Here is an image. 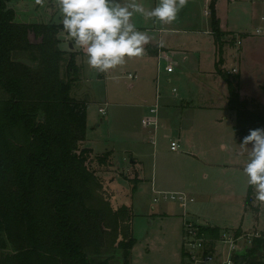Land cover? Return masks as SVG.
<instances>
[{
  "label": "rangeland",
  "instance_id": "374dc122",
  "mask_svg": "<svg viewBox=\"0 0 264 264\" xmlns=\"http://www.w3.org/2000/svg\"><path fill=\"white\" fill-rule=\"evenodd\" d=\"M137 3L147 12L154 8L158 0H137ZM213 4L220 26L227 32L226 40L229 43L231 57L229 56V60L228 57L226 58V61L228 60L226 69L233 75L240 76V69L235 67L237 72H233V66L239 63L246 66V75L239 87L240 93L250 101L251 108L255 109L259 106L262 109L264 107V40H262L264 36L256 34V29H264V0H188L187 6L180 11L178 19L172 24L157 22L158 27L155 28V19L145 22L143 19L145 16L139 13L134 14L132 21L140 31L148 33L150 40L160 41L161 35L158 29H163L161 32L170 39L172 49L191 50L190 45H195L194 38L209 41L206 31L211 30ZM9 6L15 10L18 22H62V14L55 0H46L44 7L37 5L35 0H11ZM247 34H251L255 39L260 37L257 41L261 43L258 45L259 50L251 51V47L248 49L249 55L247 54L244 61L242 57L240 58L243 54L241 47L244 48L245 44L247 46L249 40H244V46L242 44L239 48L235 45V40L236 37L243 38ZM65 43L64 47L67 46ZM177 43L180 45H176ZM207 43H205L207 47H204V43H200L207 51V54H204L203 64L213 68L215 54L210 53L209 42ZM167 54L170 56V63L172 62L176 68L179 64L187 65V62H191L196 56L193 51L182 54L169 50ZM129 61L130 59L126 58L125 64L110 70L102 78L95 76L97 70L86 65L87 80L83 78L81 86L78 83L79 89L75 84L71 95L79 101L87 102L88 125L84 145L93 148V156L96 158L107 151L113 153V166L104 175L113 174L114 177L112 175L103 177L108 197L116 207L127 204L133 209V235L137 242L131 252V264H183L184 262L182 255L184 221L180 216L183 215L184 208L180 206L178 200L162 199L152 190L154 171L155 175L157 174L158 189L181 191L186 194L195 193L198 196L196 201L189 202L185 210L186 215L195 222L206 225L218 224L223 230H237L240 233L247 231L242 227L263 228L264 208L260 207L259 202H255L258 206H255L254 213L245 207L250 186L247 184L248 178L243 169L248 162V152L237 143L233 127L235 114L229 111L225 103L228 84L222 75L218 79L224 83V90L219 85L215 87V91L225 95L223 97L220 94L219 98L214 95V108L208 107L211 106V98L203 97L202 87L198 93L197 87L190 86L193 99L200 108L183 112L181 109L172 110L174 112L172 118L158 128L155 134L157 145L154 146L146 141L140 142L136 137V134L140 133L138 116L144 106L141 101H137L134 102L133 107L131 102L136 98L138 82L143 76L139 75L138 79L129 78L128 72L135 73L136 68L139 67V65H130ZM155 64L158 70L157 59ZM181 73L183 72L178 69L170 75L164 70L160 72L163 98L180 101L187 89L186 85L191 82V79ZM187 73L189 74L188 71ZM168 78L171 79V83L166 82ZM174 87L178 92L172 91ZM101 106L106 107L104 116L99 112ZM182 114H184L183 118ZM189 124L194 125L193 129L187 126ZM181 127L188 131L184 132L183 128L180 131ZM128 130L133 131V135H127ZM192 131L194 132L189 134ZM178 137H181V148L179 145L178 150H172L171 142L177 141ZM186 142L208 147L217 165L209 166L191 160L188 157L190 148H186ZM221 143H227L229 150H220ZM248 147L251 148V145ZM134 157L137 158V163H134ZM92 165L97 164L93 162ZM115 172H119V175H115ZM122 172L128 177L122 176L124 175ZM138 176L141 179H137ZM157 197H160L159 201L155 200ZM250 199L249 202H254L253 194ZM165 210L172 214H164ZM240 225L241 228H235Z\"/></svg>",
  "mask_w": 264,
  "mask_h": 264
},
{
  "label": "trees",
  "instance_id": "16d2710c",
  "mask_svg": "<svg viewBox=\"0 0 264 264\" xmlns=\"http://www.w3.org/2000/svg\"><path fill=\"white\" fill-rule=\"evenodd\" d=\"M10 1L0 0V264H131L133 209L108 197L103 179L112 152L96 158L84 145L87 103L71 95L79 53L60 48L62 24L18 22ZM212 6L222 54L227 32ZM220 64L242 142L264 128V107L251 108L239 75ZM252 194L250 186L247 202ZM222 231L200 225L207 237ZM263 250L257 239L240 260L261 264Z\"/></svg>",
  "mask_w": 264,
  "mask_h": 264
},
{
  "label": "clouds",
  "instance_id": "9594fccd",
  "mask_svg": "<svg viewBox=\"0 0 264 264\" xmlns=\"http://www.w3.org/2000/svg\"><path fill=\"white\" fill-rule=\"evenodd\" d=\"M35 3L44 7L46 0ZM55 3L62 14L64 31L74 46L83 51L89 68L107 73L125 64L126 58L145 53L149 36L133 23L134 14L172 24L188 0H158L147 12L137 0H55ZM262 31L256 29L257 34ZM240 145L248 152L243 169L247 184L252 188L254 202L264 208V128L250 130ZM219 148L228 151L229 145L221 143Z\"/></svg>",
  "mask_w": 264,
  "mask_h": 264
},
{
  "label": "crops",
  "instance_id": "0c3cea01",
  "mask_svg": "<svg viewBox=\"0 0 264 264\" xmlns=\"http://www.w3.org/2000/svg\"><path fill=\"white\" fill-rule=\"evenodd\" d=\"M156 5L157 4H154V7ZM143 19L145 20V22L149 21V18H147L146 16L143 17ZM157 22L158 21H156V20L154 22L155 28L158 27ZM55 24H62V22H58V23H55ZM155 28H153V29H155ZM221 29L224 32H226L225 29H223V28H221ZM146 30H148V29H146ZM162 30L163 29H160V30L158 29V31L160 32V35H161L159 37L160 41H153V39L150 40V38H149V43L147 45H145V53L142 56H140V57L130 58V61H129L130 65H134V66L135 65H139V67L136 68L135 73L128 72V76L130 74L133 75V77L129 76L130 79H138L139 75L143 76V79L138 82V90H137L136 98H133V102H131V105L133 107L135 106L134 102H137V101H141L143 103V106H144V108L141 109L140 114L138 116V120H140V128L138 127V130H139L140 133H137L136 137H137L138 141H140V142H145L146 141L147 143L153 144L154 146L157 145L156 135L155 134H156L158 128L164 125V122L166 123V121L168 122L172 118V116L174 114V112H172V110L181 109L182 112H183L184 110L190 111V110H192V109H194L196 107L200 108L196 104L195 100L193 99L192 90H190V86L197 87V89H198L197 92L198 93H199V90L203 89V91H202L204 93V94L202 93L203 97L208 96V97L211 98V104H210L211 106H208V107L214 108V106H213L214 105V99H215L214 95H216L219 98L220 94H221V93H218V91H215V87H218L219 85H221L223 90H224V83L222 82L221 79H218L219 76H220V74L217 72V64H218V62L221 60L220 67L223 68L224 70L230 72L229 70L226 69L227 68V62H228L229 58L231 57V55H230L231 52L229 50L230 47L228 46L229 43L226 40L227 37L224 38L225 39V44H224V47H223L222 54H220L218 44L216 43L215 37H214L213 32H212V26H211V30H207L206 31V33L208 34L207 38L209 39V41H205V39L202 40V38H197V37L194 38L193 42L195 43V45L194 46L190 45V48H191V50L194 53H196V56L193 57V60L191 62H187L188 63L187 65H180L179 64L177 66V68L175 67L174 64H172V62L170 63V56L168 57V59H164V60L162 59L160 61L159 60L160 59L159 58L160 55L161 54H165V55L168 56L167 53H168L169 50H172V51H175V52L178 51L179 53H182V54H186V53L188 54L189 52H192V51L189 50V49H185V48H178L177 49V48L174 47L175 49H172L173 47L170 45V39L168 38V36L166 37V36H164L162 34V32H161ZM146 34H148V33L146 32ZM62 35L67 36V39L66 40H61L60 48L63 49V50H66V51H76V52L79 53L77 55L76 62H77V65L80 68V72H79V78H78L76 84L78 86V83H80L79 86H81V80L83 81V78L84 79L86 78V80H87V77H88L87 74H86V65H87L86 56L84 55L83 51L81 49H79L78 47L74 46L73 49H71L70 46L68 47L69 43L73 42V41H71L70 37H68L67 33L64 30L62 31ZM242 35L244 36L246 34H242ZM258 38H260V37H257L256 39H255V37L253 38L251 34L250 35L247 34L246 37H243V46H244V42H245L244 40H249L248 43H247V46H249V47H247L246 44H245L244 48L241 47V50H243L242 51L243 54H242V56H240V58L242 57V59L244 61L247 58V56L249 55V53H247V52H248V49L250 47H251V51L253 49H255V51L260 49L258 47V45L261 43V41H257V40H259ZM262 40H264V39H262ZM64 42H66L65 44H67V46H65V47L63 46ZM207 42H209L210 53H214L215 54V59H214L215 65H214L213 68H211V67L209 68V67H207L206 65L203 64V61H204V58H205L204 54H207V51L204 48H202L200 43H204V47H207L205 45V43H207ZM73 44H74V42H73ZM176 45H180V44L177 43ZM207 45H208V43H207ZM226 58L228 59L227 61H226ZM156 59H157V62H158V64H157L158 65V70H157L156 64H155V60ZM164 61H165L166 64L163 65ZM183 61H185V60H183ZM168 65H173V67H174V71L171 72L170 74H174L177 71V69H178V71H182L183 72L181 74H185L184 75L185 77L191 79V82H189V84L186 85V82H185V85H186L187 89H185V91H184L185 93H183V96H181L179 102H177V100L169 101L168 99L163 98V94H162L163 91L161 89V88H163V86L161 85L162 79L161 80L159 79V75H160V72L163 71V70H164V72L166 74H169V72L166 69V67ZM235 67H238L240 69V71H241L240 76H239L240 77V87H241V85H242V83L244 81V76L246 75V73H245L246 66L245 65H241V63H239V65H234L233 66V68H235ZM187 71L189 72V74L187 73ZM95 76H97L98 78H102V77L106 76V73L96 72ZM219 80H221V81H219ZM166 82L171 83V79L168 78V80H166ZM79 86H78V89H79ZM201 87H202V89H201ZM158 92L161 95V97H160L161 108H160V111H159V125H158L159 127L156 129V131H154L153 129L146 128L142 124V119H143L144 115H146V113H147V111L149 109L148 107L152 103L155 102ZM176 92H178V91H176ZM176 92H174V93H176ZM80 93H81V90H80ZM222 95L224 97L225 94L223 93V94H221V96ZM228 96H229V91L227 90L226 102H225L227 107H228ZM241 96H242V98H246V96H244L242 94H241ZM224 101L225 100L223 99V103H224ZM114 103H119V102H114ZM106 104H107V101H106ZM100 108H102V106ZM100 108H99V112H100ZM104 108L106 109V107H104ZM229 111H231V113L235 114V122H236V113H235V111H233L231 109H229ZM102 116H104V115L102 114ZM181 117L183 118L184 114H182ZM87 119H88V107H87ZM234 125H235V123H233V127H234ZM187 126H189L191 128L194 125L193 124H189ZM182 128L183 127L179 128L180 131H182ZM192 129H193V127H192ZM183 131L187 132L188 129L183 128ZM193 132L194 131L190 132L189 134H192ZM133 133L134 132L131 131V130L126 131L127 135H129V134L133 135ZM236 138H237V143L240 145L241 141L239 140L238 135H236ZM178 140H179L178 143L180 144V148H181V145H182L181 144V137H178L177 141ZM89 148H92V147H89ZM186 148H190V151H189L190 154L188 155V157L191 160H194L196 163H199V164L202 163V164L209 165V166L217 165V163L214 162L208 147H202V145H200V144H198V146H197L195 143L190 144V142H186ZM112 156H113V153H112ZM136 159L137 158L134 157V163L138 162V160H136ZM118 173H116L115 175H119ZM123 174L124 175H122V176H124L125 178L128 177L127 175H125V173H123ZM111 175H112V177H114L113 174H111ZM111 175H105V178L107 176L111 177ZM129 178L132 179V177H129ZM137 179H141V178H139V176H138ZM152 182H153L152 190L155 191L157 194L159 192H178V191H166V190H163L162 188L158 189V187H157V183H158L157 182V174L155 175V171L153 173ZM160 185H161V183H160ZM179 192H181V191H179ZM183 193H185V192H183ZM186 195L188 196L187 206L185 207V206L181 205V203H180V206L184 208L183 215L182 214L180 215V216H182V220L183 221H184L185 214H187V213H185V210H187L189 202H192L194 200L196 201V198L198 197L195 193H190V194H186ZM253 196H254V194H253ZM247 200L245 201V203H246L245 207L249 211L252 210L251 212L254 213L253 211L255 209V206H258V205H256L258 202L256 204H255V202L249 203V202H247ZM125 205H127V204H125ZM164 214L168 215V214H172V213H170V212L165 210ZM188 218H189V215H188ZM199 224H201V223H199ZM201 225H206V224H201ZM209 225L210 226H217L221 230L223 229L218 224H209ZM241 227L242 226L240 225V226H236L235 228H241ZM242 229H244V231H245V230H249L251 228L247 229V228H243L242 227ZM251 230H254V229L252 228ZM256 230L264 231V227L260 228V229H256Z\"/></svg>",
  "mask_w": 264,
  "mask_h": 264
},
{
  "label": "built area",
  "instance_id": "2783aa9c",
  "mask_svg": "<svg viewBox=\"0 0 264 264\" xmlns=\"http://www.w3.org/2000/svg\"><path fill=\"white\" fill-rule=\"evenodd\" d=\"M259 35L264 36V31ZM235 41L237 48L243 44L242 37H236ZM168 57L161 54L159 60L168 59ZM166 69L169 74L174 71L173 65H168ZM232 71L237 72V69L233 68ZM129 76L133 77L132 74ZM173 91L176 92L177 89L174 88ZM160 97L161 95L158 92L155 102L148 107L149 109L142 119V124L154 131L159 127ZM100 112L105 115L106 109L102 107ZM179 145L176 140H173L171 149L178 150ZM158 194L162 199L178 200L181 205L187 206L188 196L183 192H159ZM159 199L160 197L155 200L159 201ZM200 225L185 214L183 229L184 264H255L241 261L240 256L249 253L248 250L255 246L257 239H264V231L254 229L237 233L236 230H223L217 238H211L207 237L205 233H200ZM258 261L264 264V253Z\"/></svg>",
  "mask_w": 264,
  "mask_h": 264
},
{
  "label": "water",
  "instance_id": "95a60500",
  "mask_svg": "<svg viewBox=\"0 0 264 264\" xmlns=\"http://www.w3.org/2000/svg\"><path fill=\"white\" fill-rule=\"evenodd\" d=\"M59 38H60V40H66L67 39V36L61 35V36H59ZM69 46H70L71 49H73L74 48L73 42H70L69 43Z\"/></svg>",
  "mask_w": 264,
  "mask_h": 264
}]
</instances>
